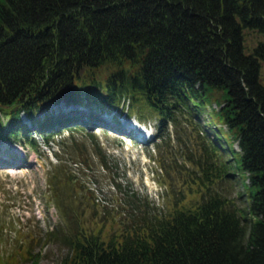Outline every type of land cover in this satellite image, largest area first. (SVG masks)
<instances>
[{"label":"trees","instance_id":"1","mask_svg":"<svg viewBox=\"0 0 264 264\" xmlns=\"http://www.w3.org/2000/svg\"><path fill=\"white\" fill-rule=\"evenodd\" d=\"M112 108L160 135L206 113L216 134L184 145L192 167L168 180L166 210L103 234L68 208L61 186L83 184L54 153L49 197L66 224L44 234L66 247L59 264H264V0H0V139L36 149L34 133L49 145L65 129L71 162L107 168L85 125Z\"/></svg>","mask_w":264,"mask_h":264},{"label":"rangeland","instance_id":"2","mask_svg":"<svg viewBox=\"0 0 264 264\" xmlns=\"http://www.w3.org/2000/svg\"><path fill=\"white\" fill-rule=\"evenodd\" d=\"M252 33L248 35L251 42L255 39ZM111 110L112 113L119 112L115 108ZM121 113L116 121L127 126L125 131L132 130L145 135L148 140L151 138V141L143 143L134 136L122 135L116 132L120 128L117 125H111L110 128L99 126L89 130L93 132L106 156L107 168L100 166L93 155L88 157V168L79 160L71 162L68 155L70 148L65 147L61 152L59 146L60 139L69 138L68 130L54 135L50 145L44 144L34 133L36 149L27 144L0 139V264L14 255V252L16 262L19 259L18 264H29V258L22 256L26 243L31 245L30 251L36 252L39 264H59L66 251L64 245L56 240L46 239L44 234L47 229L66 224L55 200L52 202L49 197L51 187L47 176L56 164L54 153L63 160L64 169L61 171L68 172L75 181L83 184L75 190L69 186H61L62 194L73 198L71 200L69 197L68 208H76L74 215L82 228L101 226L103 234V231L110 233L128 221H133L132 215L141 216L143 213H160L166 210L170 186H175L170 185L168 180H174L176 175L181 177L176 172L179 168L184 171L180 165L188 170L192 167L184 159V145L190 150L194 149L192 140L198 130H203L209 139L216 134L215 126L206 113L198 121V130L192 129V126L190 128L187 122L182 121L176 127L167 124L163 131L165 134L160 137L156 136L154 118L138 121L135 114L128 116L125 111ZM106 116L115 118L110 112ZM22 118L24 122L27 121L24 115ZM87 125L88 123L85 125L86 130ZM72 134L81 141L79 132L73 130ZM231 147L238 149L235 142ZM163 166L168 169L167 178ZM236 170L238 177L236 176L234 191L241 190L243 185V179L239 177L238 169ZM143 184L147 186L144 187ZM246 203L242 202L241 206H246ZM106 208L113 210L105 212ZM31 238L33 239L30 240Z\"/></svg>","mask_w":264,"mask_h":264},{"label":"bare ground","instance_id":"3","mask_svg":"<svg viewBox=\"0 0 264 264\" xmlns=\"http://www.w3.org/2000/svg\"><path fill=\"white\" fill-rule=\"evenodd\" d=\"M108 127L110 128L111 126L108 125ZM122 131H123L122 129H120V130H119V129L116 130V132H118V133H120V134H123V133H124V132H122ZM124 131H125V130H124Z\"/></svg>","mask_w":264,"mask_h":264}]
</instances>
